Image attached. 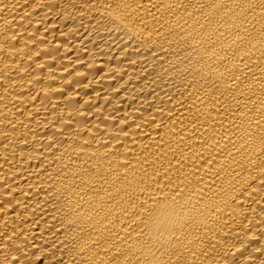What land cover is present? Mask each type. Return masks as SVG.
Listing matches in <instances>:
<instances>
[{"label": "bare ground", "instance_id": "1", "mask_svg": "<svg viewBox=\"0 0 264 264\" xmlns=\"http://www.w3.org/2000/svg\"><path fill=\"white\" fill-rule=\"evenodd\" d=\"M0 264H264V0H0Z\"/></svg>", "mask_w": 264, "mask_h": 264}]
</instances>
